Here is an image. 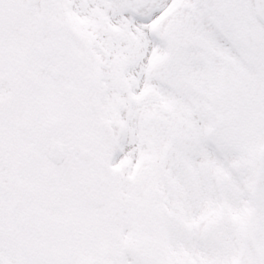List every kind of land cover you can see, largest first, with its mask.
Returning <instances> with one entry per match:
<instances>
[{"label":"snow or ice","instance_id":"obj_1","mask_svg":"<svg viewBox=\"0 0 264 264\" xmlns=\"http://www.w3.org/2000/svg\"><path fill=\"white\" fill-rule=\"evenodd\" d=\"M0 264H264V0H0Z\"/></svg>","mask_w":264,"mask_h":264}]
</instances>
